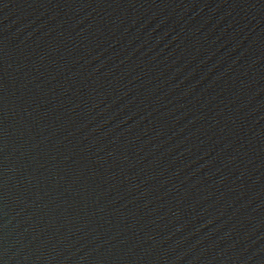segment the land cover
Returning <instances> with one entry per match:
<instances>
[{"label":"water","instance_id":"95a60500","mask_svg":"<svg viewBox=\"0 0 264 264\" xmlns=\"http://www.w3.org/2000/svg\"><path fill=\"white\" fill-rule=\"evenodd\" d=\"M0 264H264V0H0Z\"/></svg>","mask_w":264,"mask_h":264}]
</instances>
